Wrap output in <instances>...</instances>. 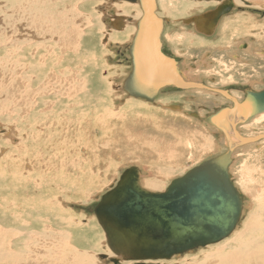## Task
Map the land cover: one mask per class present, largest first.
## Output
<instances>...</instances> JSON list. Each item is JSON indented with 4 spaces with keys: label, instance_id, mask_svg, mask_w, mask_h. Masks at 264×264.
<instances>
[{
    "label": "bare ground",
    "instance_id": "obj_1",
    "mask_svg": "<svg viewBox=\"0 0 264 264\" xmlns=\"http://www.w3.org/2000/svg\"><path fill=\"white\" fill-rule=\"evenodd\" d=\"M68 1L69 3L65 0H6V7L0 6V15L2 16L0 23V50L4 49L5 44L3 42L7 41L10 36L11 25L19 22L22 24L24 22L22 24L24 26L23 30H19L16 27L11 36L32 29V38L38 36L37 42L41 43V45H38V48L43 50L45 57H48L42 60L41 63L39 62L40 64L38 63L40 70L43 71L44 69L47 72L43 77L47 81L48 87L43 85L37 89H34L33 85L38 79L41 81L40 77H37L36 81L28 80V77H24L25 70L22 71L23 66H15L9 61L11 58L6 50L9 46H15L19 42V36L14 38V41L6 43L4 51L5 60L4 62H0V86H5L9 102L18 108L22 121L26 125V128H21L19 125L21 131L26 133L25 146L22 150L19 146L18 148L16 147L12 153V155L15 154L16 150L17 152H21L18 154L23 155L21 158L24 161L22 166L19 165L15 169L16 171L11 174L9 180L3 177L5 176V171L8 170L7 166L6 168L3 167V171L0 172L2 176L0 177V264H98L96 256L100 253V259H107L109 256L114 255L118 256L110 246L105 232V227L108 229H111V227L108 225L107 218L109 217L105 216L104 212L102 213V217H104L103 221L96 213L95 215L102 229V232L100 231L102 234L101 240L103 239V243L112 253L102 254L104 252H100L101 250L98 246L100 244V240L97 239L99 238V234H92L91 228L87 229L84 226H80L79 223L66 219L63 215L64 203L60 200L62 196L59 194L61 197L58 199L46 198L55 193L57 186L61 188L60 193L65 195L70 193L75 186L72 176L78 175L80 178H84L85 172L80 174L81 170L78 168L86 169L93 164L94 160L91 162L88 159L92 155L91 151L95 149L97 151V148L99 152L105 151L110 145L109 143L113 146L119 145L127 151H131L129 155L126 154L128 158L145 155V153H149L148 155H150L151 151L156 150V156H159L157 162L161 164L160 166L169 167L170 165L167 164L172 165V160L176 162L183 158V154L185 153L182 150L184 147L192 146L190 145L191 140H182L183 136L177 135L176 130L173 129V126H169L168 123H161L163 127L160 124H152L153 120L156 119L154 117L155 114L151 111L156 112L152 107L153 104L143 103L147 107L146 109L134 105L118 107L114 104L116 96L103 90L101 78L94 75L88 79L90 75H84L83 73L84 69L87 68L83 69L80 65L72 66L81 55L89 50L88 47L91 46L90 41L88 40L87 42L84 39L85 33L82 31V27L89 24L90 20L83 10L75 4L77 0ZM246 1L253 2L256 7L264 8L262 0ZM101 3L102 6L107 5V2L103 4L102 0ZM139 4L140 2H136L133 5H129L130 8L126 3L110 5L109 9H113L123 19L120 23L122 24L123 22L125 28L121 33L110 31V34L105 35V37L107 36V41H109V37L111 36L114 39L129 38V41L131 40L134 31L133 23L138 21L143 14L140 9L141 4ZM210 6L211 4L208 3H200L198 5V2L194 3L183 0H157V16L153 15L155 16L154 18L160 17L167 19L169 22L165 28L169 33L161 35L162 39L170 44L172 42L179 45L186 43L195 49H200L207 46L212 47V45L217 47L228 38L232 40L233 37L235 38L239 35L246 39L252 37L254 40H257L255 45L253 44L255 47L253 46L252 51H250V47H247L245 51L240 52L242 54L240 55L238 50H236L235 52L238 54L239 60L238 58L231 57L233 60H238L239 63L237 64H240V58H247V53L250 59H254L255 63H259L256 65H254L255 63H245L240 65L243 69H236V71L254 73L258 70H264V61L261 60L264 57V26L256 27L254 21L248 17L250 15L248 13H245L247 20L242 19L241 17L244 15L239 14L233 18H226L224 22L222 21L219 27L221 37L218 42L213 41V43H210L206 38L197 35L193 29L188 34L185 30L179 31L182 29L180 28L182 24L177 21L180 22L182 19L180 15L183 12L190 10L191 12L197 11L196 13H198ZM102 16L103 14L96 17L99 27L102 23H100ZM128 18L132 20L130 23H128ZM158 20L156 18L154 22H158ZM240 29L241 31H239ZM226 30L230 32L228 35H225ZM26 39L27 41L30 40L28 36ZM203 59L204 61H202ZM202 60L198 63V68L203 72L209 71L208 68L211 67V64L205 58H202ZM196 70L194 67L186 65L178 71L182 79L199 83L200 74ZM210 71L212 73V70ZM141 75L143 76L144 74L141 73ZM72 84H74L73 90L71 88ZM122 84L123 82L119 86L118 92L120 94H122L123 90ZM162 87L164 86L156 90ZM184 90L186 92L217 94L199 88ZM34 96H38V98L32 103ZM229 97L234 99L231 100L225 97L229 103L232 101L236 106L241 105V103L235 100L234 96L231 95ZM150 100L153 101L154 99L150 98ZM176 100L174 97L165 96L158 99L159 102H157L160 107H163L166 105L165 103H172ZM156 103H154L155 107L158 106ZM107 106H109L108 109ZM169 108L172 109L174 107ZM29 109L31 113L27 114ZM232 109H229L228 116L221 117L216 114V117H210L208 121L212 129L215 128L214 131L217 130L216 132L222 138L224 137L221 142H225V146H227L225 154H229L231 166L234 160L233 152L237 151L239 146L247 147L255 144L258 146V142L264 140V138L260 140L254 139L264 136V134L256 137L252 136V138L242 137V133L250 130L248 128L252 126L247 125L264 121V111L257 115L251 114L247 117L240 108H237L234 112H231ZM14 120L8 118L7 121L9 123L11 121L10 124H12ZM39 121H42L41 125L39 124L40 126L37 125ZM137 122H142V124L137 126L131 137H128L124 133L126 128L133 130ZM73 126H76V131ZM242 126L247 127L241 133ZM119 132L122 134V141H118V137H115L116 133L118 136L120 135ZM13 133L16 134V131ZM163 135H167L170 139H179L180 143L177 140L176 143L172 142V140L164 143ZM107 137L111 140H105ZM148 138L150 141L147 140ZM191 138L197 151H207L209 149L210 144L207 142L210 139L206 136L203 137L202 134L198 133L192 134ZM74 141L76 142L74 143ZM22 143L24 142L22 141ZM30 149L34 151V156L31 154ZM81 150L84 152L83 154L80 152ZM189 154L191 155L192 153L190 152ZM74 156H77V158L72 160ZM82 157H86V159ZM158 159L167 163L160 162ZM14 163L13 157L7 158V165ZM154 165L151 162H147V164L142 165L143 169L141 172L143 173L145 169L149 168L148 166ZM89 168L90 172H93L92 167ZM170 169L166 167L159 170H163L168 174H155L153 171H148V179H142L144 178L143 175L135 167L126 169L124 172L127 171V175L136 177L139 185L146 191L165 193L173 183L182 178L173 180L166 190H164L166 179L174 173V171L170 173ZM68 170H70V174L67 173ZM37 172H42L40 177L37 176ZM34 177H37V179ZM120 178L108 192L100 196L99 203L102 202L103 196L117 187ZM233 187L235 188L236 186ZM30 192L34 195H30ZM258 193L256 192V194ZM259 198L258 205L254 206L256 207L255 210L248 215L242 225L235 226L236 228L231 232L230 237L227 236V239H222L217 243L196 248L197 250L206 247L203 250H207L209 253H205L202 257L203 259L200 261H192L193 263L189 264H264V191L259 195ZM93 239L98 242H92ZM203 250L199 249L198 251ZM160 261H164V259L130 260L124 262L126 264H134L136 262L152 264L153 262L157 263ZM178 262L180 264L186 263V257L179 259Z\"/></svg>",
    "mask_w": 264,
    "mask_h": 264
},
{
    "label": "rangeland",
    "instance_id": "obj_2",
    "mask_svg": "<svg viewBox=\"0 0 264 264\" xmlns=\"http://www.w3.org/2000/svg\"><path fill=\"white\" fill-rule=\"evenodd\" d=\"M65 1L69 3L68 0ZM262 2H264V0H262ZM125 3L127 4L128 7L129 5H133L132 3L131 4L127 2ZM75 4L83 10L85 15L88 16L90 20L89 24L82 27V31L83 33H85L84 39L87 42L89 40L91 46L88 47L89 50H87L88 52L86 51L85 54L81 55L80 53L81 55L80 58L77 59V61H75L72 66L80 65L83 69L87 68L88 70L84 69L83 73L84 75L86 74L90 75L88 79L94 75L101 78L103 90L112 93L113 95L116 96V101H114V104L118 107L134 105L136 107H141L146 109L147 107L144 106L143 103L153 104L152 107L153 109L156 110V112L155 111L153 112V110L151 111L153 114H155L154 117L156 119L153 120L152 124L161 125V123H168L169 126L171 127L173 126V129L176 130L177 135L183 136L182 140L184 139L191 140L190 145H192V146L184 147V149L182 150V152L185 153L183 154L184 155L183 158L177 160L176 162L172 160L171 161L172 165L167 164L170 165L169 167V166H160L161 164L157 162V158L159 156L158 157L156 156L157 154L156 150L151 151L150 155H148L149 153L148 154L145 153V155L143 154L134 157H129L130 158L129 159L128 157H126L127 156L126 154L129 155L131 151H127L124 147H120L119 145L113 146L111 143H109L110 145L105 151L99 152L98 148L97 151L96 149L91 151L92 155L88 159H90L91 162L94 160V162H92L94 165L92 164L89 166L92 167L93 172H90L89 167L86 169H82L81 167L78 168L79 170H81L80 174H83L85 172L84 178H80L78 175L72 176V180L73 182H75V186L70 191V193H68L67 195L60 193L61 188L60 186H57L55 193L51 195L49 198H46V199H55V198L58 199L59 197L62 196L60 200L61 202L64 203L63 215L66 217V219H70L72 221L79 223L80 226H84L87 229L91 228L90 231L92 234L93 233L99 234V238L97 239L100 240V244L98 246L99 249L101 250L100 252H104L102 254H105V253H110L111 251L103 243V239L101 240L102 229L95 215V209L99 204L100 196L108 192V190H110L118 182L121 174L126 169H129L131 167H135L137 170H139V172H141V170L143 169L142 165L147 164V162H151L152 164H155L154 166L151 167L148 166L150 169L147 168L143 173L141 172V175H143L144 177L142 179L149 178L148 171L150 172L153 171L155 174L158 173L168 174L163 170L161 171L159 170L160 168L162 169H165L166 167L167 169L171 168L170 173H172L173 171L174 173L170 175L168 179H166L167 181L164 188V190H166V188L171 184L173 180L183 177L190 170L199 166L207 159L225 154L227 151V146H225L226 145L225 142H221V140H223L224 137L222 138V136L216 132L217 130L214 131L215 128L212 129V126L208 124V121L210 117L213 118L215 116L217 110L219 109L221 110V108H224L225 106L228 107L230 103L223 96L220 97V96H216L215 94H210L206 92H186L184 89H183L184 91H180V92L178 91L174 92L172 91L173 89L171 88H167L166 89L167 91H163L164 89L160 90L159 91L160 93L158 92L159 94L155 95L157 99H154L153 101L150 102L141 98L130 97L123 90H122V94H120L118 92L119 86L122 82H124L123 80H125L128 77L130 72V64L128 62V59H126V57H128L126 53V48L128 47L127 45L130 43L131 40L129 41V38L114 39L111 36L109 37V41H107V36L105 37V35L110 34V31L114 28L113 25L107 27L105 25V22L101 20L102 17L100 18V23L102 22L100 24L101 26L100 27L98 26V21L96 17L101 15L100 14V8L102 6L101 0H77ZM0 6L5 8L6 0L5 1L0 0ZM105 8H107V6H105ZM262 9L264 10L263 7L261 8V10ZM110 10L114 11L111 8ZM196 12L197 11L191 12L190 10H186L180 15V18L185 19L191 16L192 14H195ZM248 14H250L248 15V17L254 21L256 27L264 26L263 24L264 20L259 18L258 15H256L253 12H250ZM242 15L244 16H242L241 18L247 20L246 18L247 15L246 17L245 14ZM1 18L2 16L0 15V23H1ZM22 24H24V22H22ZM22 24L21 22L12 24L11 25L12 30L9 34L10 35L9 38L7 41H4L5 43L3 42V44L6 45V43H10L14 41V38L18 36H19L18 39H20L15 46H9L7 48L6 51H8V55H10L11 58V59L9 58L10 59L9 61H11L12 64L15 66L22 65L23 66L22 71L25 70L24 77L26 78L28 77L27 78L28 80L30 79V81H36V78L40 77L41 81L38 79L34 83L33 85L34 89H37L38 87H41L43 85L47 86V81H45L43 77V75L44 74L46 75L47 72H45L44 69L43 71L40 70L39 64L41 63L42 60L47 59L48 57H45L43 55L44 53L43 50L38 48V45H41V43L39 44L37 42L38 36H35L36 38H32V34H33L32 29L25 30L24 32H19L17 35L14 34L15 36L14 35L11 36L14 29H16V27H18L19 30L20 29L23 30L24 26ZM88 25L90 26L88 27ZM239 31H241V29ZM167 32L168 30H164L163 35H165V33ZM225 32H226L225 35H228L230 33L229 30L228 31L226 30ZM25 35L29 37L30 39L29 41H27L26 39L27 36L25 37ZM88 35L90 36L88 37ZM219 40L220 39H218L217 42ZM161 42L164 45V53L166 55L168 54L173 55L172 58L178 61L180 68H183V66L186 65H190L194 67V69H197L196 72L200 74L199 75L200 82L205 81L206 84L212 88H218L220 90H224L226 92L231 93L232 96H234L237 101L243 98L244 95L249 91L254 92V90L261 91L264 89V70H258L256 71L257 73L236 71V69H243V67H241L240 65H243L245 63H250V64L255 63V60L250 59L249 54L246 53L247 58H240L241 63L237 64L239 63L238 62L239 56H237L238 54L235 52L237 48L239 49V46L242 43L249 45L247 47H250V51H252L253 46L257 42V40H254L252 37H248L246 39L239 35L238 37L235 38L233 37L232 40L228 38L224 43L218 45L217 47L212 45V47L207 46L200 49H195L191 45H188L186 43H181L179 45L178 43L174 44L172 42L170 44L164 39H162ZM238 44L239 46H237ZM5 45H4V49L0 50V62H4L5 60L4 59ZM235 46H237V48H235ZM160 47L161 45L159 46V49ZM240 52L242 51L238 50L239 54ZM231 56L235 57L236 59L238 58V60H233ZM202 58H205L211 64V67L208 68L209 71L203 72L200 71L201 69L198 68V63L200 62V60H202ZM261 60L264 61V57ZM261 60H257V61H261ZM202 61H204V59ZM258 63L259 62L255 63L254 65ZM210 70H212V73H210L211 72ZM71 88L73 90L74 84L71 85ZM7 94L8 92L6 91L5 86L3 87L0 86V172L3 171V167L6 168L7 166L8 170L5 171V176L3 177L9 180L11 174L16 171L15 169H17L19 165L22 166L24 162L21 159L23 155L18 154L20 151L17 152L16 150V153L13 155L12 153H13V149H16V147L18 148L19 146L22 150V148L25 146L26 133L24 131H21L19 125L21 126V128L25 127L26 125L25 122L22 121L21 114L18 108L14 104L9 102ZM165 96L174 97L177 100L172 103H168V104L165 103L167 106L164 105L163 107H160L158 103L159 102L158 99H161ZM37 98L38 96H34V98L32 99V103H34V101H36ZM154 103L158 104V106L155 107ZM217 106L220 107L218 109H214V107ZM108 107L109 106H107V109ZM169 107H174V108L176 107V109L174 108L170 109ZM29 112L30 109L28 110L27 114ZM128 113L127 115H129ZM7 117L11 118L12 120L15 119L14 122L10 124L11 121L9 123V121H7L8 120ZM18 118H20L21 120ZM41 122L42 121H39L37 125L39 124L41 125ZM254 123L247 125V126L252 125L251 128H248L250 130L245 131L244 128L247 126H242L241 133L242 130L245 131V133H242V137L246 136L247 138L248 137L252 138V136L256 137L264 134V121L257 122L256 124ZM141 124L142 122H137V125L133 130H129L128 128H126V131L124 133L128 137H131L133 132L136 130L137 126H140ZM73 127L76 131V126ZM13 128L15 129L12 130ZM182 128L184 129L183 131ZM14 131H16V134L13 133ZM198 133L202 134L203 137L206 136L208 139H210V141L207 142L210 144L209 149L207 151L198 150L199 151L198 152L195 149L196 146L191 138V135ZM119 134L120 135L118 136L116 133L115 137H118V141L119 140L122 141L121 132H119ZM185 134L186 137L188 138L185 137ZM163 136L164 137L162 138L164 140V143H167V141L170 140H172V142L175 143L177 141L178 142L180 141L179 139H170L167 137V135H163ZM107 139H109V137H107L105 140ZM147 140L150 141L149 138ZM22 141L24 143H22ZM75 142L76 141H74V143ZM258 144H259L258 146H256L257 144L247 147L239 146L238 147L239 149L233 152L234 160L232 166L231 164L229 166L230 170L228 169L229 177L232 179L231 180L232 185L236 186L235 188L236 190H238L237 192L238 195L240 196L242 203L241 214L239 221L237 223L238 226L242 225V223H244V221L247 219L248 215L252 213L253 210H255L256 207L254 206H257L258 205L257 202L260 200L259 195L264 191L263 190L264 189V140L258 142ZM30 152L34 156V151L32 149H30ZM80 152L82 154L84 153L82 150ZM190 152L192 153L191 155L189 154ZM6 157L7 158L13 157L15 163L12 165H7ZM76 158L77 156H74L72 157V160ZM82 158L86 159V157H82ZM159 161L163 162L161 160ZM163 163H167V162L164 161ZM37 173H38L37 175L38 177H40L42 174V172H37ZM67 173L70 174V170H68ZM0 177L2 176L0 175ZM34 178L37 179V177ZM30 185H32V183H30ZM84 190L86 191L84 192ZM256 192L259 193L256 194ZM30 195H34V194L30 192ZM96 197H98V199H96ZM92 242L96 243L98 241L93 239ZM203 248L205 249L206 247H202L199 249L203 250ZM199 249L186 252L184 255L182 254L179 256H173L172 258L164 259V261H160L157 263L153 262L152 264H180L178 262L179 259H183L184 257H186V263L184 264L200 261L201 259H203L202 257L205 255V253H209V251L207 250L198 251ZM100 254L96 256L100 264H126L124 261L119 260L118 257L115 255L109 256L107 259L106 258L100 259L99 258ZM136 263L148 264L145 262H136Z\"/></svg>",
    "mask_w": 264,
    "mask_h": 264
},
{
    "label": "water",
    "instance_id": "obj_3",
    "mask_svg": "<svg viewBox=\"0 0 264 264\" xmlns=\"http://www.w3.org/2000/svg\"><path fill=\"white\" fill-rule=\"evenodd\" d=\"M141 5L144 16L130 47L132 68L122 84L123 90L131 97L149 101L150 93L138 89L142 85L151 90L161 86L199 88L234 100L223 91L208 89L179 76L176 63L160 54V21L152 19L154 0H142ZM155 24H158L157 32L153 29ZM234 104L233 109L224 108L216 114L228 116L229 109L234 112L237 108L247 117L263 112L264 90L248 92L241 105ZM261 138L264 136L254 139ZM228 155L204 161L173 183L165 193L146 191L136 177L124 172L117 187L103 196L95 209L102 221L103 212L109 217L111 229L105 227V232L118 259H169L229 236L239 221L241 200L228 177Z\"/></svg>",
    "mask_w": 264,
    "mask_h": 264
},
{
    "label": "flooded vegetation",
    "instance_id": "obj_4",
    "mask_svg": "<svg viewBox=\"0 0 264 264\" xmlns=\"http://www.w3.org/2000/svg\"><path fill=\"white\" fill-rule=\"evenodd\" d=\"M102 1H103V4H105L107 2V5H106L107 8H105V6H103V7L101 6L100 14H103L101 20L105 22V25L107 27H110L111 25H113L114 29L120 30V31H117V30L114 31V29H112L111 31H114L115 33H121V31L125 28L124 25H123V22H122V24L120 23V21H122L123 19L120 18L115 11H111L109 9V6L112 5V4L125 3V2L130 3V4L131 3L135 4L136 2H140V4H141L142 0H134L135 3L132 2L131 0L130 1L129 0H102ZM108 1H110V2L108 3ZM183 1H189V2H194V3L198 2V5L200 3L211 4L210 7L206 8V9H204V10H202V11L196 13V14H193L192 16L187 17L186 19H183V20L181 19L180 22L177 21L178 23L182 24V25H180L181 26L180 28H182V29H180L179 31L185 30L187 32V34H188V32H191V30L193 29L194 32L197 33V35L202 36L203 38H206L207 40L210 41V43H213V41H217L218 39H220V37H221L220 32L221 31H219V27L222 24V21L224 22V20H226V18H231V17L233 18L235 16H238L239 14L241 15V14L253 12L256 15H258L259 18L264 20V10L263 9L261 10V8L254 6L253 2H251V1H246V0H183ZM238 1H239V3H237ZM156 4H157V0H154V11H153V13H155L154 15L157 14V6H156ZM140 7H141L140 9L142 10L143 9L142 5ZM142 12H143V10H142ZM143 16L144 15L142 14V17L139 19L140 21L138 20V21H136L133 24L134 31H133V34H132V37H131V41L127 45L128 47L126 48V53H127V56H128V57H126V59H128V62L130 64V72H131V68H132V66H131V61L132 60L130 58V47L132 46L133 39L136 37V35L138 33V30H137L138 24H140L141 20L143 19ZM154 17L155 16H153V18H152L153 20L158 18L160 23H161V24H159L160 30H159V33H158L159 44L161 45L160 54L163 57H166V58L171 59L172 61H174V63H176L177 69L180 71L181 68L179 66V63H178V61H176V60H174L172 58L173 55L167 53L168 55H170V56H168V55H166L164 53V45L161 42L162 39H160V38H162L161 35L164 34V30H165L166 26L169 24V22H168L167 19H163V18H160V17L154 18ZM128 20H129L128 23H130L132 21L130 18H128ZM140 29L143 30V27L141 26ZM153 29H154V31L157 32L158 31V24H155L153 26ZM140 33H141V31H140ZM140 33H139L138 36H140ZM240 46L241 47L239 49L237 48V46H235V48H237V50H239V51H245V49L247 47V44L242 43ZM149 57L150 56H148V58ZM150 58H152V57H150ZM179 76H180V74H179ZM141 77H143V76H141ZM185 80L190 82V80H187V79H185ZM194 83H196V82H194ZM200 83L203 84V86H205L208 89L220 90L218 88L214 89V88L208 86L205 81L199 82L197 84H200ZM167 88L173 89L172 91H174V92L175 91H178V92L183 91V89H180V88H178L176 86H164V87H162V88H160L158 90H151L150 88H145L142 85L138 89L141 90V91L142 90L143 91H147L148 93H150V98L151 99H156L155 95L159 94L160 90L164 89L163 91H167L166 90ZM206 91H208V90H206ZM220 91L225 92L226 95H228V96L232 95L231 93L226 92L224 90H220ZM254 92H256V90H254ZM257 92H260V91H257ZM247 94H248V92L239 101H237L236 99L235 100L238 103H242L245 100ZM215 95L222 97V95H220V94H215ZM144 100H146V99H144ZM150 101H152V100H150ZM233 104L234 103L231 101L230 105L228 107L225 106L224 108H232ZM219 107L220 106L214 107V109H218ZM224 108H221V110L224 109ZM219 111H220V109L217 110L216 113L219 112ZM260 113H262V112H260ZM257 114H255V115H257ZM228 177H229V175H228ZM229 179H230V177H229ZM230 181H231V179H230ZM231 183H232V181H231Z\"/></svg>",
    "mask_w": 264,
    "mask_h": 264
},
{
    "label": "crops",
    "instance_id": "obj_5",
    "mask_svg": "<svg viewBox=\"0 0 264 264\" xmlns=\"http://www.w3.org/2000/svg\"><path fill=\"white\" fill-rule=\"evenodd\" d=\"M115 31V30H114Z\"/></svg>",
    "mask_w": 264,
    "mask_h": 264
}]
</instances>
